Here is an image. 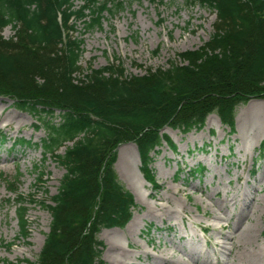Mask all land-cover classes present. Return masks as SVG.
<instances>
[{
	"label": "trees",
	"instance_id": "1",
	"mask_svg": "<svg viewBox=\"0 0 264 264\" xmlns=\"http://www.w3.org/2000/svg\"><path fill=\"white\" fill-rule=\"evenodd\" d=\"M197 1L215 13L209 38L177 53L165 68L128 75L118 61L84 69L83 41L72 36L77 21L85 29L100 26L104 13L123 9L124 0H83L79 6L73 0H0V96L34 114L35 127L45 132L36 145L64 169L56 192L45 191L48 231L36 260L27 264H106L98 233L123 228L137 207L114 167L119 144L135 143L141 172L152 182V153L163 141L176 150L162 127L199 130L215 113L234 130L237 106L264 99V0ZM8 25L13 34L5 38ZM203 169L199 164L189 174ZM2 180L17 196L26 237L27 207L17 179Z\"/></svg>",
	"mask_w": 264,
	"mask_h": 264
},
{
	"label": "rangeland",
	"instance_id": "2",
	"mask_svg": "<svg viewBox=\"0 0 264 264\" xmlns=\"http://www.w3.org/2000/svg\"><path fill=\"white\" fill-rule=\"evenodd\" d=\"M124 2L123 9L104 13L100 26L85 29L81 21L75 23L72 36L83 41L79 63L84 69L117 61L128 75L165 68L177 53L197 49L213 31L215 13L197 0ZM12 34L10 25L3 28L5 38ZM0 117V264H27L26 259L36 260L48 231L50 214L41 205L45 191L56 192L64 169L36 145L45 132L35 127L34 114L0 96ZM161 132L176 150L163 141L152 153V182L141 172L133 142L116 148L114 167L137 207L123 228L98 233L106 264H160V254L174 264L192 263L190 255L211 264H245L243 240L237 247L242 253L235 256L225 238L238 222L253 225L250 240L252 247L261 246L257 256L264 264V99L252 97L237 106L234 130L211 113L199 130L184 133L165 126ZM20 138L31 144L16 143ZM199 164L204 169L190 176ZM4 177L17 179L27 207L26 237L20 233L17 196L8 191Z\"/></svg>",
	"mask_w": 264,
	"mask_h": 264
},
{
	"label": "bare ground",
	"instance_id": "3",
	"mask_svg": "<svg viewBox=\"0 0 264 264\" xmlns=\"http://www.w3.org/2000/svg\"><path fill=\"white\" fill-rule=\"evenodd\" d=\"M9 117H11V115ZM209 123L210 122L208 121L207 124L209 125ZM7 125L9 126L10 123H6L5 124V126H7ZM132 222H133V220L130 221V223H132ZM252 230H253V225L252 226L250 224L249 225H242V223H239L238 222V223H235V226H233V232L232 233H229L228 232L225 235V238L229 241L228 242L229 243L228 249L230 251H232V252H234V250H235V252H234L235 253V256H236V254H237L238 251L241 252V250H240L241 248L239 249L237 247L239 246L240 240H243V244H242L241 247H243V255H246L244 257V259L242 258L245 264H259V262L261 261V260L258 261V256H257L258 250L260 249L261 246L258 245L257 248L256 247H252V242L250 240L251 239V236H252ZM223 245L224 244H222V245L220 244V246L224 247ZM233 245L235 246V249H233ZM249 248H252V249H249ZM119 254H121V253H119ZM239 257H242V256H239ZM190 258L193 259L191 261L192 263H187V262L182 263V262H180L179 264H211L210 262H207V261H204V260L199 261L198 259H194V258L191 257V255H190ZM260 258H262V257H260ZM159 260L161 261L160 264H174L172 261L171 262L167 261V257L164 254L162 256L160 254ZM239 263H240V261H239Z\"/></svg>",
	"mask_w": 264,
	"mask_h": 264
}]
</instances>
